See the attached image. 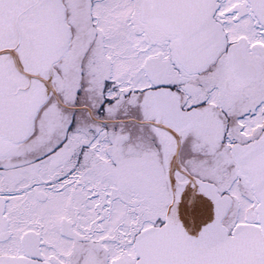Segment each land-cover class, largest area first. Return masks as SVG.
Segmentation results:
<instances>
[{"label": "snow or ice", "instance_id": "obj_1", "mask_svg": "<svg viewBox=\"0 0 264 264\" xmlns=\"http://www.w3.org/2000/svg\"><path fill=\"white\" fill-rule=\"evenodd\" d=\"M0 264H264V0H0Z\"/></svg>", "mask_w": 264, "mask_h": 264}]
</instances>
